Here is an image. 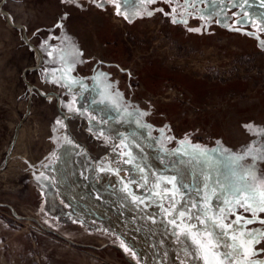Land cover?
<instances>
[{"label": "rangeland", "instance_id": "rangeland-1", "mask_svg": "<svg viewBox=\"0 0 264 264\" xmlns=\"http://www.w3.org/2000/svg\"><path fill=\"white\" fill-rule=\"evenodd\" d=\"M262 42L264 0H0V264H204L182 229L264 148Z\"/></svg>", "mask_w": 264, "mask_h": 264}, {"label": "snow or ice", "instance_id": "snow-or-ice-1", "mask_svg": "<svg viewBox=\"0 0 264 264\" xmlns=\"http://www.w3.org/2000/svg\"><path fill=\"white\" fill-rule=\"evenodd\" d=\"M72 2H75V0H72ZM147 2L153 3L155 0H147ZM165 2H169V0H165ZM98 7H102V5H98ZM120 14L117 11V15ZM151 14L150 12L148 13V15ZM173 22L175 23L176 21L173 20ZM261 46L264 47V42H262ZM100 75L105 76L103 73ZM244 127L256 134L252 125H245ZM258 131L264 132V130ZM223 151L227 152L229 150L224 149ZM200 155H207V151L201 150ZM248 157H251L253 164L244 170L239 177V182L229 183L221 188L222 194H229L233 197L232 200H224V204L231 205V207L221 208L219 210L220 215L213 218V216L209 215L211 207L207 203L208 197L205 196V205L201 210V215L206 219H201L200 216H195L194 218L199 220L201 224L211 221V225L206 228L203 234L199 232L192 233L191 229L194 225L182 229L185 234L191 235L193 244L197 245V249L204 259V264H264V260L251 259V257L259 254L254 250V245L264 240V230L246 229L248 224L256 222L264 224V220L258 219L257 215L260 212H264V176H257L255 167L257 161H264V148L254 149L253 146H248L244 148L242 154H231L229 159L234 166H239V162ZM233 175H236V173L234 172ZM249 176L256 182L255 184L248 182L247 177ZM213 195H215V192H213ZM193 207H196V205H193ZM236 207L252 213V218L245 219L240 215H236L234 221L225 223L229 214H236L234 211ZM173 208H175V202L173 203ZM185 215L184 212L179 213V217H184ZM170 223L175 225L176 221L172 220ZM215 228L220 229V232L216 233L213 231ZM224 237L228 238L227 243L222 242ZM225 248L227 249L226 251L222 250Z\"/></svg>", "mask_w": 264, "mask_h": 264}, {"label": "bare ground", "instance_id": "bare-ground-1", "mask_svg": "<svg viewBox=\"0 0 264 264\" xmlns=\"http://www.w3.org/2000/svg\"><path fill=\"white\" fill-rule=\"evenodd\" d=\"M12 127V126H11Z\"/></svg>", "mask_w": 264, "mask_h": 264}]
</instances>
